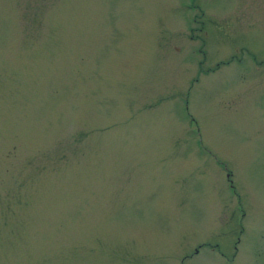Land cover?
<instances>
[{"label": "rangeland", "instance_id": "obj_1", "mask_svg": "<svg viewBox=\"0 0 264 264\" xmlns=\"http://www.w3.org/2000/svg\"><path fill=\"white\" fill-rule=\"evenodd\" d=\"M0 264H264V0H0Z\"/></svg>", "mask_w": 264, "mask_h": 264}]
</instances>
